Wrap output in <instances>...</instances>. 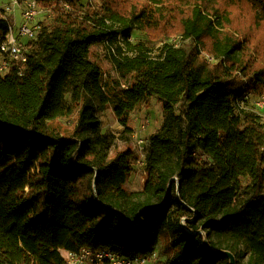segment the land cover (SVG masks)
Masks as SVG:
<instances>
[{
	"label": "trees",
	"instance_id": "16d2710c",
	"mask_svg": "<svg viewBox=\"0 0 264 264\" xmlns=\"http://www.w3.org/2000/svg\"><path fill=\"white\" fill-rule=\"evenodd\" d=\"M36 1L48 18L23 73L18 63L0 72V264H63L60 250L85 247L135 259L162 234L168 256L156 264H230L199 231L238 264H264V123L241 91L263 96L264 69L250 70L244 47L220 37L225 16L209 0L188 14L164 1ZM247 1L264 22V0ZM168 16L178 42L160 32ZM9 29L0 8V45ZM134 31L144 39L132 41ZM207 38L214 62L203 57ZM101 45L119 80L92 58ZM154 98L163 123L148 140L144 187L129 191L134 152L112 155L116 137L98 111L111 108L128 132ZM62 119L74 126L65 137Z\"/></svg>",
	"mask_w": 264,
	"mask_h": 264
},
{
	"label": "rangeland",
	"instance_id": "374dc122",
	"mask_svg": "<svg viewBox=\"0 0 264 264\" xmlns=\"http://www.w3.org/2000/svg\"><path fill=\"white\" fill-rule=\"evenodd\" d=\"M165 2L163 6L169 10L170 8H175V13H189V10L193 7V3L196 0H134L135 3H142L145 5H154L156 2ZM206 1V4L209 3ZM210 5L219 11L223 18V27L218 28L220 32V37H229L244 47V54L242 56L243 64L250 67V70H261L264 69V22L258 23L256 21V12L252 8L251 4L247 0H209ZM4 2V0H3ZM7 5L4 7L12 6V0H5ZM84 4L97 5L99 0H83ZM40 14L36 18L37 24L42 25L47 21L46 11L39 6ZM176 14V15H177ZM168 16L167 22L164 24L163 28L160 30L168 32L171 37L168 39L169 42H178L179 38L176 34V18ZM7 18L10 23L21 24L23 22L22 9L20 7H15V11L12 14L7 13ZM18 35V33H15ZM144 35L134 31L132 34V41L139 40L142 41ZM27 53L31 52L34 48L32 41L26 38H21L19 40ZM212 40L207 38L205 40L206 48L203 51V57L208 59L210 62H214V57H212L208 50ZM120 45L123 46V41ZM118 46H115V52L118 53ZM160 46V45H159ZM92 58L102 67L103 73L106 81L119 80L117 72L112 67L109 57L110 52L104 46H97L92 49ZM160 54V50L157 49L155 56ZM124 84L125 81H122ZM242 94H245V101L243 107L247 111H254L260 115L262 123H264V95L259 96L254 94L253 90H249L246 87H241ZM70 100V95L67 96ZM238 109V108H237ZM98 116L102 121V131L106 134L115 135L116 141L115 146L112 151V155L119 151L126 149H131L134 152L133 158V168L134 171L131 174L126 188L129 191H140L144 187L146 180V169L143 163V158L146 154L149 137L157 131L163 123V108L162 104L157 100L153 99L150 105L144 107L130 116V131L126 132L117 120L113 110L111 108H106L103 111H98ZM59 131H61L62 136H66L74 127L70 119H62L56 123ZM169 240L165 238L164 234L161 235V242L157 248V253L159 256L158 261H165L167 259V253L164 250L166 244ZM241 252L244 253V258L242 263H246L249 258V252H247L243 247H241ZM157 261V262H158Z\"/></svg>",
	"mask_w": 264,
	"mask_h": 264
},
{
	"label": "built area",
	"instance_id": "2783aa9c",
	"mask_svg": "<svg viewBox=\"0 0 264 264\" xmlns=\"http://www.w3.org/2000/svg\"><path fill=\"white\" fill-rule=\"evenodd\" d=\"M15 7L22 9L23 22L20 25L10 23L9 34L0 45V72H7L13 63H18L21 67L20 74H22L28 62L29 53L19 40L26 38L33 42L37 39L41 25L37 24L36 18L40 10L36 0H12V6L4 8L6 18L7 13L9 16L15 11ZM143 163L145 164V156ZM60 252L63 264H156L159 259L157 250L135 259L109 250L90 247L81 248L78 251L60 250Z\"/></svg>",
	"mask_w": 264,
	"mask_h": 264
},
{
	"label": "water",
	"instance_id": "95a60500",
	"mask_svg": "<svg viewBox=\"0 0 264 264\" xmlns=\"http://www.w3.org/2000/svg\"><path fill=\"white\" fill-rule=\"evenodd\" d=\"M182 224H183L184 228H186L187 231L191 232L189 229H187L186 219H184L182 221ZM199 233H201L203 235V237H204V243H205V246H206V248L208 250H210L212 252H215V253H218V254H221L223 256H226L229 259V263L230 264H238L237 263V259H236L235 255L232 252L226 251V250H219V249L212 248L211 245H210V243H209L207 234H205L202 231H199Z\"/></svg>",
	"mask_w": 264,
	"mask_h": 264
},
{
	"label": "crops",
	"instance_id": "0c3cea01",
	"mask_svg": "<svg viewBox=\"0 0 264 264\" xmlns=\"http://www.w3.org/2000/svg\"><path fill=\"white\" fill-rule=\"evenodd\" d=\"M4 5H7V3L5 2V0H4V2H3V0H1L0 1V8L4 9L5 8ZM18 25H20V24H18ZM0 58H1V56H0Z\"/></svg>",
	"mask_w": 264,
	"mask_h": 264
}]
</instances>
